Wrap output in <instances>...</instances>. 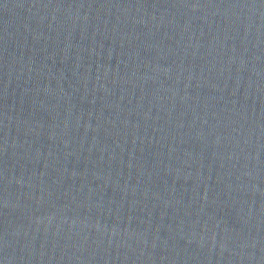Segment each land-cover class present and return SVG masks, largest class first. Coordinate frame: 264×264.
Returning a JSON list of instances; mask_svg holds the SVG:
<instances>
[{"label":"water","instance_id":"1","mask_svg":"<svg viewBox=\"0 0 264 264\" xmlns=\"http://www.w3.org/2000/svg\"><path fill=\"white\" fill-rule=\"evenodd\" d=\"M0 264H264V0H0Z\"/></svg>","mask_w":264,"mask_h":264}]
</instances>
